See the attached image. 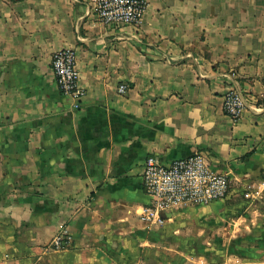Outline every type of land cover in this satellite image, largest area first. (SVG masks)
<instances>
[{"label": "crops", "instance_id": "1", "mask_svg": "<svg viewBox=\"0 0 264 264\" xmlns=\"http://www.w3.org/2000/svg\"><path fill=\"white\" fill-rule=\"evenodd\" d=\"M94 3L0 0V264H264V219L239 215L263 212L244 199L264 186V0H148L139 30L98 22ZM61 49L77 54L78 110ZM231 89L249 102L236 124ZM197 153L229 195L150 227L147 157Z\"/></svg>", "mask_w": 264, "mask_h": 264}, {"label": "built area", "instance_id": "2", "mask_svg": "<svg viewBox=\"0 0 264 264\" xmlns=\"http://www.w3.org/2000/svg\"><path fill=\"white\" fill-rule=\"evenodd\" d=\"M147 8L148 0H95L93 14L104 25L133 26L139 30ZM52 69L61 93L73 100L74 109H80L85 90L79 84L76 52L71 49L54 52ZM127 87L122 84L118 91L125 93ZM248 104V99L233 89L223 99L224 111L235 124ZM260 149L264 153V138ZM143 182L152 201L144 209L142 219L150 227L162 225L167 220L166 215L180 207L210 205L226 199L230 191L229 177L215 172L202 153L174 160L170 164H163L150 155L144 164ZM69 239L68 228H63L49 247L62 250L67 247Z\"/></svg>", "mask_w": 264, "mask_h": 264}, {"label": "rangeland", "instance_id": "3", "mask_svg": "<svg viewBox=\"0 0 264 264\" xmlns=\"http://www.w3.org/2000/svg\"><path fill=\"white\" fill-rule=\"evenodd\" d=\"M247 192V191H246ZM250 193V190L248 191ZM254 193V196L252 197H245V204L246 206L248 205H252V206H261L263 207V212H258V213H254L252 212V210L247 209L246 214H239V215H244L246 217V219L248 220H255V219H260L263 218L264 219V186L262 187V191L260 192V195H256L257 193L255 192H251ZM238 214L234 213L233 217H237Z\"/></svg>", "mask_w": 264, "mask_h": 264}, {"label": "water", "instance_id": "4", "mask_svg": "<svg viewBox=\"0 0 264 264\" xmlns=\"http://www.w3.org/2000/svg\"><path fill=\"white\" fill-rule=\"evenodd\" d=\"M172 217V214L171 213H168L167 215H166V218L167 219H170Z\"/></svg>", "mask_w": 264, "mask_h": 264}]
</instances>
